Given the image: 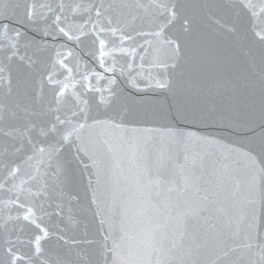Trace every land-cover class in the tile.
Listing matches in <instances>:
<instances>
[{"label": "snow or ice", "instance_id": "1", "mask_svg": "<svg viewBox=\"0 0 264 264\" xmlns=\"http://www.w3.org/2000/svg\"><path fill=\"white\" fill-rule=\"evenodd\" d=\"M0 264H264V0H0Z\"/></svg>", "mask_w": 264, "mask_h": 264}]
</instances>
